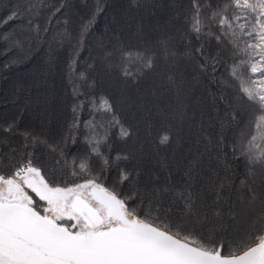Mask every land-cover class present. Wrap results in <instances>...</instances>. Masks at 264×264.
Here are the masks:
<instances>
[{
	"label": "snow or ice",
	"instance_id": "obj_1",
	"mask_svg": "<svg viewBox=\"0 0 264 264\" xmlns=\"http://www.w3.org/2000/svg\"><path fill=\"white\" fill-rule=\"evenodd\" d=\"M73 7L72 0H27L10 8L0 25L21 27L0 31V56L13 53L3 67L46 55L51 69ZM105 11L106 0H94L75 17L67 57L73 102L64 128L45 116L21 129V113L0 121V264H264V0H189L179 53L169 51L167 35L152 40L142 27L139 43L114 37L106 45L95 34ZM91 40L109 60L119 49L121 93L156 73L166 53L177 119L187 120L185 104L193 105L188 136L174 123L130 117L99 78L95 92L80 93L74 77L84 78L80 52ZM97 70L90 61L84 71L91 79ZM85 100L90 118L82 121ZM81 127L88 129L84 151ZM189 139L179 180L169 173L144 182L120 166L139 158L142 142L169 149ZM234 163L244 167L238 188ZM229 189L234 204L225 202ZM256 207L260 216L249 220L246 237L228 240L225 218L235 222Z\"/></svg>",
	"mask_w": 264,
	"mask_h": 264
},
{
	"label": "trees",
	"instance_id": "obj_2",
	"mask_svg": "<svg viewBox=\"0 0 264 264\" xmlns=\"http://www.w3.org/2000/svg\"><path fill=\"white\" fill-rule=\"evenodd\" d=\"M18 2L25 3L27 0H0V17L7 15L9 9ZM36 3L40 4L42 0H36ZM93 3L94 0H72L74 7L70 13V26L67 29H59L61 33L65 31L68 33V40L64 42L63 48L57 49L58 55L51 69L44 64L47 59L46 55H38L31 62L25 61L9 69H5L3 65L13 53L0 56V121L21 113L20 127L23 129L35 127L46 116L49 126L55 125L58 130H62L65 122L71 120L70 104L73 101L67 63L71 49L68 44L69 42L74 43L72 35L75 29V17L84 15ZM188 3L189 0H106V11L97 18L95 34L102 37L106 45H114V37H120L121 40L136 44L139 43L136 40L137 28L142 27L144 34L152 40L167 35L171 40L169 51L179 53L183 51L182 34L185 23L183 12ZM40 22L42 23L43 20L41 19ZM19 27L21 25L14 22L7 26L0 25V31L11 28L14 32ZM4 46L5 41H0V48ZM111 50L110 47L109 51ZM41 51L46 52V48ZM80 57L82 59L79 62V70L84 72V78L81 79L78 74L74 77L80 93L95 92L93 84L99 78L101 83L112 91L125 106V111L130 117L135 118L139 115L150 119L153 123L165 121L170 124L174 123L184 136H188L189 126L195 122L192 119L193 105L191 101L185 104L187 120L177 119L175 115L176 95L173 90L169 89L166 81L169 66L164 62L167 59L166 53H161V62L158 64L156 73L140 83L138 87L130 88L123 93L115 77V72L122 63L118 48L109 60L108 54H101L97 43L91 40L81 50ZM90 61L98 69L97 72L92 73L91 79H89V73L84 71ZM97 61L105 62L104 67H107L109 75L104 74L103 68ZM25 82H27L25 88L21 90L20 85ZM195 94L200 95L198 92ZM85 104L86 107L80 114L82 121L90 118L91 106L87 105L86 100ZM196 119L199 117L197 116ZM0 135L3 134L0 133ZM77 135L81 138L78 150L84 151L86 148L84 137L88 135V129L81 127ZM189 144L190 139L179 146L173 145L169 149H159L154 142L148 140L139 146L138 159L130 158L120 166L130 171L134 169L137 174L136 178L144 182L156 178L163 181L169 173H172L173 179L179 180L183 176L181 153H187ZM129 150L136 151V149ZM232 169L233 183L238 188L239 180L243 178V163H234ZM205 195L211 197V193H205ZM223 195L226 203H235L232 189L226 190ZM259 216V207L246 210L243 216L235 222L232 216H227L225 227L230 231L226 238L239 242L251 230L249 220L254 224Z\"/></svg>",
	"mask_w": 264,
	"mask_h": 264
},
{
	"label": "flooded vegetation",
	"instance_id": "obj_3",
	"mask_svg": "<svg viewBox=\"0 0 264 264\" xmlns=\"http://www.w3.org/2000/svg\"><path fill=\"white\" fill-rule=\"evenodd\" d=\"M34 195V194H33ZM35 198V197H34Z\"/></svg>",
	"mask_w": 264,
	"mask_h": 264
}]
</instances>
